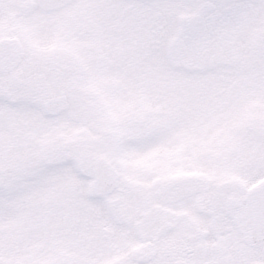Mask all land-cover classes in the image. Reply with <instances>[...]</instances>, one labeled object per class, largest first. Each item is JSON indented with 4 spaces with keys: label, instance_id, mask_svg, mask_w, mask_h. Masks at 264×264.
<instances>
[{
    "label": "snow or ice",
    "instance_id": "snow-or-ice-1",
    "mask_svg": "<svg viewBox=\"0 0 264 264\" xmlns=\"http://www.w3.org/2000/svg\"><path fill=\"white\" fill-rule=\"evenodd\" d=\"M0 264H264V0H0Z\"/></svg>",
    "mask_w": 264,
    "mask_h": 264
}]
</instances>
